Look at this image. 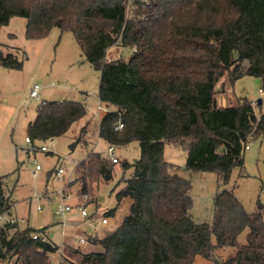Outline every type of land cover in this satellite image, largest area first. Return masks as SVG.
<instances>
[{
  "label": "trees",
  "instance_id": "1",
  "mask_svg": "<svg viewBox=\"0 0 264 264\" xmlns=\"http://www.w3.org/2000/svg\"><path fill=\"white\" fill-rule=\"evenodd\" d=\"M14 16L27 19L28 39L43 38L53 27L75 35L100 71L99 99L110 108L99 121L100 138L119 148L133 141L140 147L134 160L113 162L91 151L76 165L68 186L78 183V197L90 202L99 184L113 179L117 163L130 171L113 189L116 205L104 215L114 216L127 197L132 202L114 231L89 235L100 250L70 248L61 252L60 264H200L197 255L212 264H264L263 214L249 213L226 187L233 168L244 165L249 138L264 134V111L258 114L246 98L221 105L216 89L224 76L233 82L251 75L262 78L264 93V0H0V27ZM113 45L130 47V57L108 59ZM0 64L23 66L1 49ZM87 114L79 101L44 100L28 124L29 142L54 139ZM119 120L122 131L115 129ZM85 132L86 125L80 136ZM167 143L186 150L187 169L218 174L210 222L190 216L192 184L165 158ZM11 207L0 175V211ZM23 222L0 227V259L51 264L49 253L59 246L51 235V242L33 238L47 227ZM222 247L233 252L216 258Z\"/></svg>",
  "mask_w": 264,
  "mask_h": 264
},
{
  "label": "rangeland",
  "instance_id": "2",
  "mask_svg": "<svg viewBox=\"0 0 264 264\" xmlns=\"http://www.w3.org/2000/svg\"><path fill=\"white\" fill-rule=\"evenodd\" d=\"M26 24L25 17L14 16L7 25L0 27V49L4 54L13 53L23 62L21 68L0 64V175L4 176L6 192L15 204L13 215L25 219L23 224L35 229L47 227L46 232L51 235L52 240H60L61 243V230H66L71 223L80 224L88 234L92 231L76 205L79 198L78 183L68 185L76 176V165L86 159L91 151L106 155L108 144L100 138L98 124L102 115L110 108L99 99L100 71L85 59L75 35L71 31L61 32L58 27H53L43 38L28 39L25 35ZM131 53L130 47L113 45L108 48L106 56L108 59H127ZM36 84L40 86L39 98L31 95ZM260 88H263L260 77L246 75L231 82L224 76L216 86L217 100L222 105L237 103L239 98H246L256 104V112L259 114L264 111V93H260ZM44 100L79 101L87 107L88 114L53 140H37L32 144L26 141L28 124L35 119L38 106ZM99 105L102 106L101 109L98 108ZM84 125L86 132L80 136L81 127ZM76 141V146L71 148ZM42 145H47L48 151H41L39 148ZM117 155L120 160L138 158V142L133 141L124 147H117ZM165 158L178 166L180 175L191 181L192 207L189 214L192 219L198 223L210 222L218 190V174L187 169L186 150L173 143L165 145ZM37 165L40 168L36 170ZM59 167L65 170L61 175L56 173ZM129 175L130 171L124 173L120 163H117L113 179L99 184L96 200H86L84 204L93 221L98 222L108 209L116 205V190L113 189L123 176ZM64 187L75 195L67 200L74 208L65 218L54 214V207L59 199L54 194ZM226 187L234 190L236 197L249 213L261 212L264 217V134L249 138L244 165L233 168ZM45 192L52 193L53 198L43 196L39 199L34 196ZM39 202L45 206L42 211L36 209ZM118 210V215L121 216L125 207L120 205ZM63 219L66 220L64 228L60 224ZM115 223L117 224V210L116 219L108 229H113ZM98 228H101L100 221ZM248 231L245 228L241 232L240 243H246ZM80 246L83 252L100 250V247L90 242ZM60 252L57 250L49 253L51 264H60ZM232 252L231 247L215 250L216 258H226ZM69 257L77 259L74 255ZM19 262L17 256L0 259V264H21ZM196 262L212 264L211 260L200 255L196 256Z\"/></svg>",
  "mask_w": 264,
  "mask_h": 264
},
{
  "label": "built area",
  "instance_id": "3",
  "mask_svg": "<svg viewBox=\"0 0 264 264\" xmlns=\"http://www.w3.org/2000/svg\"><path fill=\"white\" fill-rule=\"evenodd\" d=\"M39 90H40V86L38 84H36L31 91V95L33 97L39 98ZM260 93H263L262 89H260ZM98 107H99V109H101L102 106L99 105ZM123 128H124V122L122 120H119L115 126V129L118 131H122ZM51 140H53V139H51ZM26 141L29 142L30 138L26 137ZM48 149H49V147L47 145H42L40 147V150L44 151V152L48 151ZM106 156H108L113 162H118L119 156L117 155L116 145H114V144H108L107 145ZM39 168H40L39 165H37L36 170ZM36 170H35V173H36ZM64 171L65 170L63 167H59L56 173H57V175H61L64 173ZM74 179L70 180V182L73 181ZM34 196L39 198V199L43 196L46 198H49V199L53 198V195L50 192H45L44 194H35ZM54 196L59 198L57 203H56V206L54 207V214L65 218L66 214L68 212H71L74 208V206L71 203H69L67 200L73 198V196H75V195H73L71 192H69V190L66 187H64L57 194H54ZM87 199H88L87 196H83L82 198H78V200L76 199L77 200L76 205L79 206L80 214L82 217H85L87 219L88 224L92 227H97L98 223L93 221L92 219H90V217H88L89 212H88L87 206L84 204ZM44 208H45L44 204H42L40 202L37 203L36 209L38 211H42ZM12 210H13V207L6 209V210H3V211H0V227L5 226L7 224L14 223L16 221H23L24 220L23 218H18L16 216H14L12 213ZM109 222H110V218L107 215L102 216L100 219V224H102V225H108ZM61 225L63 228L66 226V220L65 219H63L61 221ZM33 238L40 239L43 242H51L50 234L48 232H45V231L34 232ZM76 240L79 241L81 244H85L87 241L85 238L78 236V235H76Z\"/></svg>",
  "mask_w": 264,
  "mask_h": 264
},
{
  "label": "crops",
  "instance_id": "4",
  "mask_svg": "<svg viewBox=\"0 0 264 264\" xmlns=\"http://www.w3.org/2000/svg\"><path fill=\"white\" fill-rule=\"evenodd\" d=\"M131 202H132V200L129 197L123 199V201L121 202L120 205H123L125 207V212H124V214L119 216L118 215L119 210L117 209V224L115 223V225H114L115 227H113V229H111V230H109L108 228H109L110 224L114 223V220L116 219V212H115V214L113 216L114 218L110 219V222H109L108 225H102L101 224V228H98V225H97V227H92V226H90L88 224L90 226L91 230H92L91 233H89V234L85 230H83L81 228L82 226L80 224H76V225H74L72 223L69 224V226H68L69 228L67 227L66 230H64V229L61 230V233H60V236L62 235L61 243L59 242L60 240L59 241L58 240L57 241L53 240L59 246L58 251L59 252H60V250H61V252L62 251L65 252L66 251V253H67V251H69L68 249H70V248H77V249L82 251L81 246H80L81 243L76 240V235L85 238L87 240L86 241V243H87L89 235H91V234H96V235H98L100 237H103L104 235H107V234L111 233L112 231H114L121 224V222L124 219V217L128 214L127 212H129V206H130ZM102 216H104V215H102ZM88 217H90V219L93 220L91 215H89ZM86 221H87V219H86ZM99 221L97 222L98 224H99ZM60 224H61V222H60Z\"/></svg>",
  "mask_w": 264,
  "mask_h": 264
},
{
  "label": "water",
  "instance_id": "5",
  "mask_svg": "<svg viewBox=\"0 0 264 264\" xmlns=\"http://www.w3.org/2000/svg\"><path fill=\"white\" fill-rule=\"evenodd\" d=\"M259 102H261V99H259ZM78 141L74 142L72 145H71V148H74L76 146Z\"/></svg>",
  "mask_w": 264,
  "mask_h": 264
}]
</instances>
